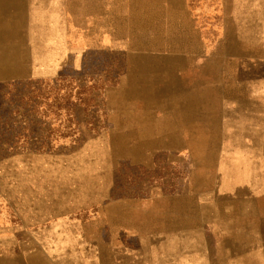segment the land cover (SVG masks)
<instances>
[{
	"label": "crops",
	"instance_id": "crops-1",
	"mask_svg": "<svg viewBox=\"0 0 264 264\" xmlns=\"http://www.w3.org/2000/svg\"><path fill=\"white\" fill-rule=\"evenodd\" d=\"M150 1L153 9L160 8V0ZM170 1L182 7L192 36L203 39L201 28H191L198 21L193 16L211 5ZM261 1L264 8V0L231 3L240 8ZM144 8L136 5L139 16ZM259 23L233 14L235 27L226 38L253 40L248 31L252 27L254 33ZM112 24V0H0V86L34 78L64 80L69 72L73 81L101 83L96 119L136 113L120 117L121 125L152 137H180L181 150L214 152L209 160L215 175L198 170L188 190L158 193L147 207L121 202L118 218L109 223H72L67 227L80 235L27 239L19 243L21 252L14 250L15 240L0 235V264H264V96L225 95L221 78L224 65L238 66L240 57L254 61L255 51L242 43L236 51H180L186 56L182 70L189 72L183 79L175 75L179 66L141 57L132 70L139 78L129 74L112 88ZM262 24L264 30V19ZM210 55L215 58H201ZM207 158L201 156L195 167L207 166ZM15 230L0 224V232Z\"/></svg>",
	"mask_w": 264,
	"mask_h": 264
},
{
	"label": "rangeland",
	"instance_id": "rangeland-1",
	"mask_svg": "<svg viewBox=\"0 0 264 264\" xmlns=\"http://www.w3.org/2000/svg\"><path fill=\"white\" fill-rule=\"evenodd\" d=\"M112 4V88L129 74L139 78L132 70L141 57L179 66L175 75L183 79L189 72L182 70L186 56L180 51H236L242 43L255 51V59L240 57L238 66H223L224 93L264 96L262 1L239 8L231 0H205L211 6L197 8L193 18L198 21L191 26L203 30V39L192 36L175 1L160 0L159 9H153L150 0ZM142 4L144 14L139 16L136 5ZM233 14L261 21L254 33L252 27L248 31L255 39L226 38L235 27ZM141 51L152 53L142 56ZM67 74L59 81L34 78L25 85L0 86V224L16 229L0 235L15 240L17 252L27 239L56 241L80 235L67 227L72 223H109V218H118L121 202L138 201L147 207L158 193L188 190L198 170L206 177L215 175L210 161L214 152L181 150L176 144L180 137H152L121 125L120 117L136 113L112 112L111 120L96 119L94 101L101 99V83L73 81L72 73ZM204 154L210 160L199 169L195 163Z\"/></svg>",
	"mask_w": 264,
	"mask_h": 264
},
{
	"label": "bare ground",
	"instance_id": "bare-ground-1",
	"mask_svg": "<svg viewBox=\"0 0 264 264\" xmlns=\"http://www.w3.org/2000/svg\"><path fill=\"white\" fill-rule=\"evenodd\" d=\"M180 78V77H179ZM178 79V78H177ZM183 82V81H182ZM180 85H182V83L180 84ZM161 88V87H160ZM165 88V87H164ZM161 91V90H160Z\"/></svg>",
	"mask_w": 264,
	"mask_h": 264
}]
</instances>
